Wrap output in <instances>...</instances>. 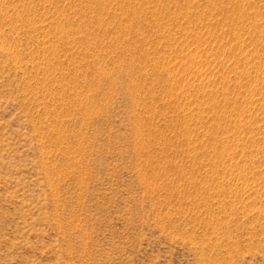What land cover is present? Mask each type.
<instances>
[{
  "label": "rangeland",
  "instance_id": "1",
  "mask_svg": "<svg viewBox=\"0 0 264 264\" xmlns=\"http://www.w3.org/2000/svg\"><path fill=\"white\" fill-rule=\"evenodd\" d=\"M0 264H264V0H0Z\"/></svg>",
  "mask_w": 264,
  "mask_h": 264
}]
</instances>
